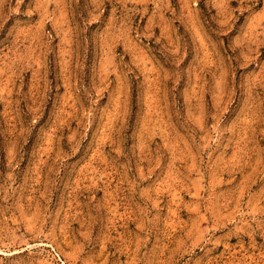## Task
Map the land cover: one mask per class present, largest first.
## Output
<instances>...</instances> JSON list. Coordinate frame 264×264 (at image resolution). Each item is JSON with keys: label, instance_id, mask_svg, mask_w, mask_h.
I'll return each mask as SVG.
<instances>
[{"label": "rangeland", "instance_id": "obj_1", "mask_svg": "<svg viewBox=\"0 0 264 264\" xmlns=\"http://www.w3.org/2000/svg\"><path fill=\"white\" fill-rule=\"evenodd\" d=\"M0 264H264V0H0Z\"/></svg>", "mask_w": 264, "mask_h": 264}]
</instances>
